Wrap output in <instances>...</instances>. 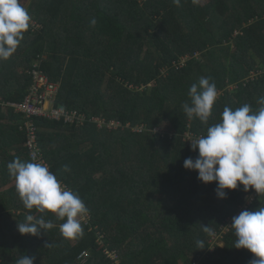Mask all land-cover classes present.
Listing matches in <instances>:
<instances>
[{
  "label": "trees",
  "instance_id": "16d2710c",
  "mask_svg": "<svg viewBox=\"0 0 264 264\" xmlns=\"http://www.w3.org/2000/svg\"><path fill=\"white\" fill-rule=\"evenodd\" d=\"M204 1L19 0L30 27L0 60V264L24 255L34 264H250L254 254L234 247L232 218L264 206V195L240 185L219 198L217 183L200 181L184 160L198 156L189 135H206L225 106L261 107L264 0ZM36 64L60 87L54 106L87 118L83 126L36 120L53 173L88 208L83 235L71 239L51 211L46 233L17 227L42 214L24 207L7 168L31 158L22 117L6 103L24 100ZM200 77L219 93L208 125L182 108ZM201 239L206 247L197 249Z\"/></svg>",
  "mask_w": 264,
  "mask_h": 264
},
{
  "label": "clouds",
  "instance_id": "9594fccd",
  "mask_svg": "<svg viewBox=\"0 0 264 264\" xmlns=\"http://www.w3.org/2000/svg\"><path fill=\"white\" fill-rule=\"evenodd\" d=\"M195 2V0H194ZM177 6L181 0H173ZM95 26L96 20L90 21ZM30 27V16L19 0H0V60H8L16 51ZM190 102L182 105L189 119H198L208 125L218 99V89L211 77H200L192 83L188 92ZM261 107L253 110L244 104L235 110L225 106L220 121L207 127L206 135L189 140L191 149L198 156L184 160V167L198 172V179L207 184L217 183L219 198H227L228 189L243 185L245 192L254 189L259 197L264 195V97L258 99ZM15 158L7 165L9 174L15 178L16 191L24 207L42 215L28 214L26 222H19L20 234L39 236L55 227L46 220L48 211L64 222L59 225L64 238L83 235L82 221L88 212L78 193L68 190L57 176L45 165ZM64 171H71L68 165ZM231 227L237 239L234 247L248 249L254 254L250 264H264V206L255 210H243L232 218ZM211 235L205 225L203 229ZM197 249L205 248L204 240H197ZM47 246H51L47 244ZM35 257L22 256L16 264H34Z\"/></svg>",
  "mask_w": 264,
  "mask_h": 264
},
{
  "label": "built area",
  "instance_id": "2783aa9c",
  "mask_svg": "<svg viewBox=\"0 0 264 264\" xmlns=\"http://www.w3.org/2000/svg\"><path fill=\"white\" fill-rule=\"evenodd\" d=\"M28 71L33 82L24 100L19 103H9L7 106L22 117L20 130L25 134L24 147L29 152L30 158L36 157L35 162L45 165L53 173L51 164L44 157L43 149L38 145L39 129L36 120L38 118H43L63 121L70 125L83 126L87 118L77 110H68L51 106V102L54 103L56 96L59 94V85L52 82L49 77L39 69V65L37 64ZM93 121L98 122L100 126L105 125V127L111 130L121 125V123L117 121L106 123L97 118H94ZM189 136L193 137L191 135Z\"/></svg>",
  "mask_w": 264,
  "mask_h": 264
},
{
  "label": "rangeland",
  "instance_id": "374dc122",
  "mask_svg": "<svg viewBox=\"0 0 264 264\" xmlns=\"http://www.w3.org/2000/svg\"><path fill=\"white\" fill-rule=\"evenodd\" d=\"M20 1H21L23 4H25L26 7H28V5H29V1H30V0H20ZM204 2H206V0H205ZM28 72H29V71H28ZM255 74H256V75H259V74H261V72H256V73L253 72V76H254ZM9 103H15V102H7L6 104L8 105ZM51 106H54L53 102H51ZM128 126H130V125H128ZM128 126H127V127H128ZM119 127H121V125H120V126H116L114 129H117V128H119ZM107 128H108V127H107ZM108 129H109V128H108ZM112 130H113V129H112ZM135 130L137 131V130H139V129H135ZM139 131H141V130H139ZM189 137H190V136H189ZM190 140H192L191 137H190ZM85 219H86V217L84 216L83 221H84ZM85 221H86V220H85ZM115 258H116V256L113 257V259H115Z\"/></svg>",
  "mask_w": 264,
  "mask_h": 264
}]
</instances>
